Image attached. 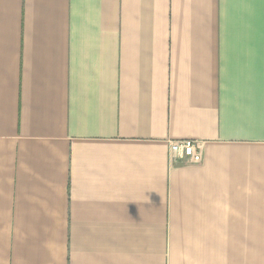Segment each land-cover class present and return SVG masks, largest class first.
Instances as JSON below:
<instances>
[{"label": "crops", "instance_id": "crops-1", "mask_svg": "<svg viewBox=\"0 0 264 264\" xmlns=\"http://www.w3.org/2000/svg\"><path fill=\"white\" fill-rule=\"evenodd\" d=\"M0 264H264V0H0Z\"/></svg>", "mask_w": 264, "mask_h": 264}, {"label": "built area", "instance_id": "built-area-1", "mask_svg": "<svg viewBox=\"0 0 264 264\" xmlns=\"http://www.w3.org/2000/svg\"><path fill=\"white\" fill-rule=\"evenodd\" d=\"M174 161L199 163L203 156V144L199 140H175L171 142Z\"/></svg>", "mask_w": 264, "mask_h": 264}, {"label": "rangeland", "instance_id": "rangeland-1", "mask_svg": "<svg viewBox=\"0 0 264 264\" xmlns=\"http://www.w3.org/2000/svg\"><path fill=\"white\" fill-rule=\"evenodd\" d=\"M237 208L238 210L235 211V213L237 214L236 217H252L247 205L239 204Z\"/></svg>", "mask_w": 264, "mask_h": 264}]
</instances>
